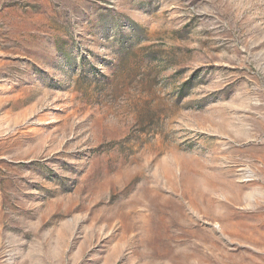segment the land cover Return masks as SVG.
<instances>
[{
    "label": "rangeland",
    "instance_id": "rangeland-1",
    "mask_svg": "<svg viewBox=\"0 0 264 264\" xmlns=\"http://www.w3.org/2000/svg\"><path fill=\"white\" fill-rule=\"evenodd\" d=\"M0 264H264V0H0Z\"/></svg>",
    "mask_w": 264,
    "mask_h": 264
}]
</instances>
